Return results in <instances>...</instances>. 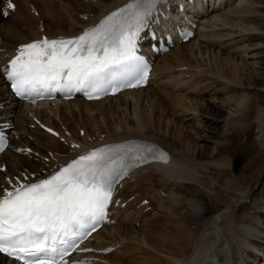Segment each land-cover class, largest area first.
Instances as JSON below:
<instances>
[{
  "label": "bare ground",
  "instance_id": "6f19581e",
  "mask_svg": "<svg viewBox=\"0 0 264 264\" xmlns=\"http://www.w3.org/2000/svg\"><path fill=\"white\" fill-rule=\"evenodd\" d=\"M127 1L83 0V7H75L74 2L63 3L64 9L70 13V16L84 15L86 18L76 23L77 25L72 29L51 31L47 27L44 28L41 23L39 26L43 29L35 28L33 20L36 14L33 15V10L45 14L46 21L51 25L59 22L63 24L64 12L58 9L57 1L14 0L12 3L15 4L16 10L13 11L19 15L17 16L19 22L16 21L17 19L12 22L10 19L7 21L3 19L10 15L7 17L4 15L5 2L0 0V20L6 21L1 28L4 36L1 32L0 60L7 51L12 50L19 43L40 37L43 33L50 35L78 33L87 24L97 21L109 9ZM223 1H225L223 8L213 9L207 15L198 18L199 27L195 37L157 57L152 70L154 76L146 87L92 101L74 98L62 102H15L7 94L6 85L0 75V114L13 123L10 129H12L11 142L14 146L0 155V189L8 183L9 176L13 179L14 175L22 174L26 170L28 173L32 171L42 173V167L51 171L74 154L101 142L145 137L170 148L172 158L169 163L155 162L139 167L131 171L119 185L116 196H122L123 199L117 205L114 214L117 224L106 225L99 229L95 233L94 240L89 243L97 247L112 244H116L117 247L108 253L96 254L99 260L95 264H216L217 262L253 264L255 260H259L257 264H264L259 255L260 251L264 252V0ZM196 6L204 10L203 1ZM173 15L177 16V13L173 12ZM20 20L29 25L30 33L29 31L26 33L28 27H23ZM6 43L11 45L4 49ZM212 44L216 46L217 51L224 48L229 50L232 54L234 71H227L228 73L225 74L219 69L204 72L202 75L208 76L211 83H215L214 85L226 83L231 89L230 92L234 94L220 98L212 93L209 98L202 99V108L197 110L184 106L179 111L178 115L183 117L184 122L192 125L195 124L194 122L197 123L195 126L198 130L194 134L199 142L191 151L183 144L180 135L176 140L173 131L163 125L154 126L149 122V117L143 119L137 114L138 111L135 109L132 111L128 107L140 108L144 111L140 110L144 115L147 112L152 117L154 112L152 104L156 100L157 92V90L153 91L155 88L152 90L154 80L164 77L156 87L159 91L164 90L165 85L180 90L184 81L182 79L181 83L179 81L178 84H171L169 79H166L167 69L164 70L165 66L162 63L164 56L172 53L176 48L197 47L200 52L201 48ZM226 60L229 62L228 59ZM189 86L188 84L187 88L185 85V90L182 88L181 91L194 93L195 90ZM148 89L152 91L148 92ZM177 95L183 100L184 97H180L184 96L181 92ZM149 97L152 101L144 105ZM116 99L121 102L118 111L130 110L131 119L136 122L132 126H122L123 131L121 128V134H115L117 136L106 134L90 141H87V138L91 139L90 136L84 137L87 140L78 139L75 132L73 133L66 126V122L64 123V118L62 119L61 112L65 105L75 103L105 105V102H113L111 100ZM38 120L56 128L59 135L56 136L42 129ZM51 121L57 125L52 124ZM253 127L255 147L251 146L249 156L253 158L252 162L256 166L251 168L253 170L249 175L243 171L236 174L234 168H231L230 163L222 156L223 147L226 143L232 152L239 144L249 142L248 134ZM154 129L158 130V133ZM33 134L51 136L54 140L51 147H57V151L49 150L45 145L37 146L36 143L39 141H29L30 144L35 143V148L29 147V144L25 145L24 138L27 135L34 136ZM34 137L38 138V136ZM61 139L66 142L62 143ZM60 145L62 146L59 150ZM18 147L24 150L30 148V151L28 153L16 151ZM68 152L69 154L64 155ZM17 154L22 155L23 158L27 157L29 162L24 165L20 162L22 158ZM49 156L50 161H44ZM4 164L5 168L2 169L1 166ZM149 170L150 172L152 170V175L146 176L145 173ZM143 183L152 186L145 187ZM156 186L163 187L165 189L163 191H167L164 196L167 197H161L163 191L160 192V188H158L160 191L155 189ZM127 189L130 192L128 194L125 193ZM144 189L156 202L158 210L154 211L156 214L154 217L164 215V219L158 224L139 227H135V219L128 223L129 226L126 221L131 220L132 217L130 213L128 219L126 214L133 207H129L128 204L132 199L126 198L124 194L132 196ZM137 197L140 198L139 195ZM124 200L128 201L126 206H122ZM141 220L145 222L151 219L148 215L142 216ZM121 223L129 227L122 228ZM0 264H13V262L0 254Z\"/></svg>",
  "mask_w": 264,
  "mask_h": 264
},
{
  "label": "snow or ice",
  "instance_id": "6c2138e0",
  "mask_svg": "<svg viewBox=\"0 0 264 264\" xmlns=\"http://www.w3.org/2000/svg\"><path fill=\"white\" fill-rule=\"evenodd\" d=\"M158 2L134 0L79 37L21 46L7 71L16 95L62 86L99 91L130 75L136 83L125 86H139L148 69L137 55V39ZM149 157L167 160L154 146L98 148L48 179L5 190L0 196V252L24 264H54L57 254L62 257L77 236L104 218L117 181Z\"/></svg>",
  "mask_w": 264,
  "mask_h": 264
},
{
  "label": "rangeland",
  "instance_id": "374dc122",
  "mask_svg": "<svg viewBox=\"0 0 264 264\" xmlns=\"http://www.w3.org/2000/svg\"><path fill=\"white\" fill-rule=\"evenodd\" d=\"M12 2H14V0ZM71 2H74V1L73 0H69V1H65V2L63 1L62 5L58 2V5H59L58 9L59 10L62 9V11L64 12V18H63V22H62L63 24H57L58 28L56 27V25L54 23L51 25L48 21H46V19L44 17L45 14H43V13H40L34 17L33 25L35 26V28H38V29L42 28L43 29V27L39 26V24L40 23L44 24L46 22L45 25H46L47 29L50 26L51 28H49V29L51 31L63 30V29H67V28H69V29L74 28L77 25L76 23L82 22L83 19H80L79 16H70V13H68L64 9L63 3L65 4V3H71ZM73 5L75 7H83L84 6V5H81L80 3H76V2L73 3ZM13 6L14 7L9 8L10 11L8 9V14H5V12H4V15L6 17L10 15V17H8V18H4L2 16L4 20L7 21V19H10V21L13 22L14 20L17 19V16H19L16 12L13 11V9L16 8L14 3H13ZM4 8H5V5H4ZM36 11H37L36 9L33 10V15L36 14ZM28 19L30 22H32L29 17H28ZM41 19H42V21H41ZM4 20H0V35H2V33H3L2 36H4V32H2L1 28L4 27V23L6 22ZM16 21L19 22L18 19ZM20 23L23 27H28L25 30L26 33H28L27 31L30 30L29 25L25 22H22L21 20H20ZM54 26H55V28H54ZM29 33H30V31H29ZM191 52H192V55H191ZM198 52H199V50H197V47H194V48H186V47L176 48L175 50H173L172 53H167L162 60V63L165 66L164 70L167 69V70H165L166 79L167 80L169 79L168 81L171 84L172 83L178 84L177 82L180 81L179 83H181L184 80L186 82V84L183 81L181 83L182 88L185 90L186 87L188 88V84H189L190 85L189 88H191V89L193 88L195 90L194 93H188L187 91H186V93H184L185 91H183V92L181 91L182 88L180 90L179 89L174 90L173 88H169L170 91L166 90V89H164V90L161 89L159 91V89H157L156 87L153 86L152 90L155 88L153 91L157 90V92L155 93V96H156L155 99L156 100H154L153 104H152L154 106L151 105L152 107H154L153 108L154 112L152 114V117H150V115L147 112L144 115L140 111V110H142L140 108H134L133 106L128 107L132 111H133V109L138 111L137 114L139 116H142L143 119L145 117H149V122L154 124V126L162 127V125H163V127L173 131L174 132V138L176 140L178 138L177 136L180 135L181 140L183 141V144L186 147L190 148L191 151H193L192 149L195 148V146L198 145V142H199L196 134H194L198 130V127L195 126V124L197 125V123L194 122L195 124L192 125L189 122H184L183 117L182 116L180 117V115H178L179 111L181 109H183L184 106H186V108H187V106H190L191 108L193 107L194 109H197V110L200 109V107L202 108V106H203L202 105V101H203L202 99L209 98L212 93H214L217 97H220V98L234 94L233 92H230L231 89H229V87L227 86L226 83L214 85L215 83L214 84L211 83V79H209L208 76L202 75L204 72H209V71L219 70V69L220 70L222 69L221 70L222 73H225V74H227L228 72L234 71V69H233L234 64H233V61L231 60L232 54L229 52V50H226L224 48V49H220L217 51L216 46L212 44L206 48H203V49L201 48L200 52L199 53ZM199 54H201L202 56L201 55L199 56ZM226 59H228L229 62H227ZM174 67L175 68L180 67V68H182V69L184 68V69L181 71H178V72H173V70H171L170 68H174ZM186 74H188L190 76L186 77L185 76ZM170 75L173 77H171ZM180 75L184 76V77H181ZM169 77L171 78V80ZM187 82H188V84H187ZM198 82H200V83H198ZM183 84H185L186 87ZM195 88H197V89H195ZM150 92H151V89H150ZM179 92H181V94L184 95V96H180L182 98L184 97L183 100L182 99L180 100L177 97L178 96L177 94ZM152 94H153V99H154V93H152ZM188 96H191V97H188ZM187 100H189V101H187ZM111 101H113V102L107 101L108 104H107V102H105L106 103L105 105H104V103L103 104H95V105H86V104L79 105L78 103H75L72 105H65L62 108L61 116H62V119L64 118L63 121L65 120L64 123L66 122L65 123L66 126H68L71 129V131H73V133L75 132L74 134L77 135L78 139H82V140L88 139L87 141H90L92 139L95 140V139L99 138L100 136L106 135V134L108 136H110V135L111 136H117V135L121 134L120 132H121L122 126H126V125L132 126V125L136 124V122H134V120L131 119L132 114H131L130 110L129 111H121V112L118 111V109H117L118 105L121 103L119 100L116 99V100H111ZM150 101H152V99L149 97L148 100H146V102L144 103V105L147 103L150 104ZM171 101H172V103H171ZM176 103H178V104H176ZM179 103H182V104H179ZM55 112H57V111H55ZM51 123L54 125H57L53 121H51ZM82 128L85 129L84 135L80 134V131L82 133V130H83ZM122 131H123V128H122ZM154 131H156V133H158V130L154 129ZM115 134H117V135H115ZM33 135L38 136V138H36L32 135L31 136L27 135L26 138H24V142H25L24 144L25 145L29 144L28 145L29 147L33 146L32 148H35V146H34L35 143L30 144L29 141H31V142L39 141L36 143L37 146L38 145L39 146L45 145V147H47V149L52 150V151H55V150L57 151V149H56L57 147H53V146L51 147V145L54 141L51 136L50 137H43L42 135H36V134H33ZM89 136L91 137V139L87 138ZM254 136H255V128L253 127L248 134L249 142L239 144L238 147H236L234 149V151H232V152L228 148L229 145H227L224 142L225 145L223 147L224 152L222 153V156H224V159L230 163V167L234 168L236 174H239V173H241V171H243V173L245 172V174L249 175L252 173V170H253L251 168L256 166L252 162L253 158L251 156H249V154H250L249 150H250L251 146L255 147ZM24 137H25V135H24ZM84 137H86L87 139H85ZM34 138H36V139H34ZM61 146L62 145L58 146L59 150L61 149V148H59ZM36 149H38V148H36ZM45 153H47V152H45ZM40 154H43V153H40ZM17 155H19V154H17ZM19 156L22 158V159H20V162H22L24 165H26V162H29V159L27 157L23 158L22 155H19ZM19 156H18V158H20ZM238 157H241V162H239L237 160ZM50 158L51 157L49 156L48 158H45L44 161L49 162ZM222 165H224V164H222ZM47 166H49V165L47 164ZM245 169H246V171H245ZM147 172L145 173L146 176L147 175L149 176L150 174L152 175V170H151V172H150V170ZM145 175H144V177H145ZM240 180H242V179L240 178ZM143 184H145V183H143ZM144 186L145 187L146 186L151 187L152 185L148 183V184H145ZM158 188H160L161 191ZM155 189L159 190L160 192L165 190L163 187H159V186H156ZM145 191L146 190L144 189L141 192L136 193L137 195L134 194V196H135L134 199L136 198V196H138V195L140 196V198L137 197V198H139V203L141 202L140 200H142V199L144 200L145 198H149L150 199L149 204H152V207H151L152 210L145 215V216L149 215L151 220H147L145 222H144V220H142L143 221L142 225L143 226H146V225L150 226L153 224H158V223L163 221L164 215L154 217V214H155L154 211L158 210L157 206H156V202H155V200H152V198L148 195V193H146L147 191L146 192ZM125 193L128 194L130 192L127 189L125 191ZM142 193L145 194L143 197L141 195ZM126 194H124L126 198L131 197L130 196L131 194H129V195H126ZM163 194L164 193H161V197H163V198L167 197V196H164ZM133 203H134L133 199L130 200L128 202L129 207L133 206ZM146 205H148V204H146ZM146 205H144V206H146ZM128 212L129 213L126 214V217L128 218L129 217L128 215H130V213H131L132 218H131V220L129 219L130 217L128 218L130 221L129 220L126 221L127 225H129L128 223L135 220L140 215L144 216L143 214H140L139 210L136 212H131L129 209ZM135 216H137V217H135ZM120 225H122L121 226L122 228L130 226V225L127 226V225L122 224V223ZM135 227H139V226L135 225Z\"/></svg>",
  "mask_w": 264,
  "mask_h": 264
}]
</instances>
